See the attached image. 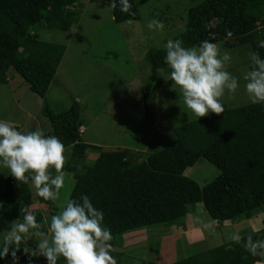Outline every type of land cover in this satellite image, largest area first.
Instances as JSON below:
<instances>
[{
  "label": "trees",
  "instance_id": "1",
  "mask_svg": "<svg viewBox=\"0 0 264 264\" xmlns=\"http://www.w3.org/2000/svg\"><path fill=\"white\" fill-rule=\"evenodd\" d=\"M79 0H0V86L7 74L19 76L42 100L41 115L49 130L42 133V153L19 148L9 168L0 175V224H40L32 204L49 207L51 229L62 226L70 240L110 248L121 244L127 232L156 226H183L188 206L200 204L217 226L248 219L264 206V100L211 113L173 129L174 139L164 148L146 153L126 148H101L81 141L80 109L76 101L58 112L47 106L45 95L64 52V46L39 40L31 28L68 32L83 5ZM116 24L137 19L133 0H112ZM223 43L248 45L255 58L252 69H264V0H203L185 11V25L169 48L146 51L150 71L144 85L143 108L151 118L148 94L156 73H168L177 53ZM0 125L3 147L9 131ZM50 137V145L46 137ZM67 150L62 165L41 168L43 156ZM69 150V151H68ZM86 152L96 157L86 161ZM199 159L218 175L203 187L183 173ZM71 173L74 184L62 209L51 202L61 172ZM162 227V228H163ZM66 253L50 247L39 255L26 248L22 237L13 246H0V264H66ZM264 263V224L261 230L216 247L194 251L170 264ZM140 264H159L146 260Z\"/></svg>",
  "mask_w": 264,
  "mask_h": 264
},
{
  "label": "rangeland",
  "instance_id": "2",
  "mask_svg": "<svg viewBox=\"0 0 264 264\" xmlns=\"http://www.w3.org/2000/svg\"><path fill=\"white\" fill-rule=\"evenodd\" d=\"M133 1L137 15L134 21L114 23L112 0H79L83 5L80 17L68 32L42 27L29 30L41 41L64 46L45 100L53 112L77 102L82 142L101 148L152 153L173 141V129L179 125L264 100V69H252L256 61L251 48L248 45L228 48L218 43L204 49L180 51L168 73L157 71L148 94L151 118L147 119L142 100L150 68L145 53L151 48H169L172 38L185 25L186 9L203 0ZM12 75L7 74L8 81L0 86V125L9 131L3 138L8 142L6 147L0 139V175L10 167L19 148L42 153L41 136L49 130L40 112L42 100L29 91L19 76ZM49 140L47 136L48 145ZM68 154L67 150H61L43 156L40 167L62 165ZM85 156L86 161L96 157L91 152ZM217 175L213 166L199 159L185 176L203 187ZM73 184L71 173L59 174L51 197L59 209L63 208ZM30 189L32 204L26 213L38 209L43 216L41 223L0 224V246H13L21 236L26 248L36 255L48 247L66 253V264H140L142 260L170 264L184 255L174 230L171 232L163 226L127 232L121 236L119 246L110 248L70 240L61 233L62 226L50 228L55 224L47 217L50 208L37 202L35 183L30 184ZM208 219L204 214L206 241L190 248L191 253L220 244L210 241L219 230H214L211 223L206 224ZM230 233L225 236H231Z\"/></svg>",
  "mask_w": 264,
  "mask_h": 264
},
{
  "label": "crops",
  "instance_id": "3",
  "mask_svg": "<svg viewBox=\"0 0 264 264\" xmlns=\"http://www.w3.org/2000/svg\"><path fill=\"white\" fill-rule=\"evenodd\" d=\"M59 152L60 151L55 153L58 154ZM190 169L191 167L186 168L183 174L186 175L188 170ZM197 205L199 204H195L190 207L188 206V211L184 218L183 226H172L169 228L170 231L174 230L175 232L176 239L178 241L177 244L179 243L180 246V252L184 253L182 257L189 256L191 254V251L189 250L190 248H197L199 244H204V242L206 241V237L203 231L204 222L202 220L205 212L203 211L201 205ZM200 220H202V222H200ZM209 223H211L214 230H219L218 232L214 233L215 239H211L210 241L222 244L261 230L264 224V207L260 208L248 219H242L236 222L225 221L217 226L212 220H210L206 224ZM227 232H231L230 235H232L226 237L225 235ZM221 236H223V238H221ZM253 264L264 263L254 262Z\"/></svg>",
  "mask_w": 264,
  "mask_h": 264
},
{
  "label": "built area",
  "instance_id": "4",
  "mask_svg": "<svg viewBox=\"0 0 264 264\" xmlns=\"http://www.w3.org/2000/svg\"><path fill=\"white\" fill-rule=\"evenodd\" d=\"M78 132H79V133H81V132H82V128H81V127L78 129Z\"/></svg>",
  "mask_w": 264,
  "mask_h": 264
},
{
  "label": "clouds",
  "instance_id": "5",
  "mask_svg": "<svg viewBox=\"0 0 264 264\" xmlns=\"http://www.w3.org/2000/svg\"><path fill=\"white\" fill-rule=\"evenodd\" d=\"M79 128H80V127H79ZM81 128H83V127L81 126ZM82 132H83V131H82ZM82 132H81V133H82ZM81 133H80V134H81Z\"/></svg>",
  "mask_w": 264,
  "mask_h": 264
}]
</instances>
